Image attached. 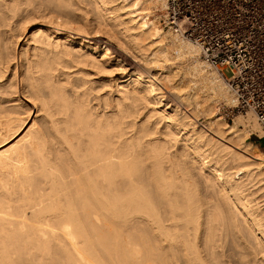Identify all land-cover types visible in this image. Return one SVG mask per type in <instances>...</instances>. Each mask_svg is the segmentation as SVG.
<instances>
[{
  "label": "bare ground",
  "instance_id": "bare-ground-1",
  "mask_svg": "<svg viewBox=\"0 0 264 264\" xmlns=\"http://www.w3.org/2000/svg\"><path fill=\"white\" fill-rule=\"evenodd\" d=\"M154 2L0 0V264H264L254 116L188 115L224 87L191 42L158 63Z\"/></svg>",
  "mask_w": 264,
  "mask_h": 264
},
{
  "label": "built area",
  "instance_id": "built-area-1",
  "mask_svg": "<svg viewBox=\"0 0 264 264\" xmlns=\"http://www.w3.org/2000/svg\"><path fill=\"white\" fill-rule=\"evenodd\" d=\"M161 3L163 27L178 39L192 42L222 78L232 99L226 116L252 112L260 127L254 135L264 139V0Z\"/></svg>",
  "mask_w": 264,
  "mask_h": 264
},
{
  "label": "rangeland",
  "instance_id": "rangeland-1",
  "mask_svg": "<svg viewBox=\"0 0 264 264\" xmlns=\"http://www.w3.org/2000/svg\"><path fill=\"white\" fill-rule=\"evenodd\" d=\"M155 1V2H154ZM153 2L154 3H152V5L150 4V11H149V13H148V19L149 20H152L153 21V23L160 29V31L163 33V35H164V40H163V42H162V44H160L159 46H156V47H154L153 48V52L154 51H156V52H154L155 54H158V55H160V50L162 49V50H164V51H167L170 47H172V42H174V43H177L178 41H180V42H190V41H188V40H182V39H178L176 36H174L170 31H168L166 28H164L163 27V25H162V23H161V21H159V14H160V9H161V6H162V3H161V0H153ZM192 43V42H191ZM193 44V43H192ZM195 46V45H194ZM195 48H196V54H195V56H193L192 57V55H185V57L186 58H188L187 59V61L186 60H182V59H186L184 56L183 57H181V59L178 57V56H176V58L174 59L175 61L174 62H176V64H178V65H188V62H189V64H192L193 62H194V60L195 61H197V63H199V64H202V65H204L205 67H206V70L209 72V74H211V73H213L218 79H220L221 80V82H222V84H223V87H224V93H225V96L223 97V98H221V100L218 102V105H217V107H216V111L214 110V112L209 116V113H206V112H203V113H201V111L199 112L200 114H198L197 113V111H196V113H193L192 114V112H194V111H192V110H189V111H191L188 115H190V117L192 118V119H194L193 117L195 116L196 118L194 119L196 122H197V124H201V123H203L204 125H205V123L207 122V121H209L210 120V117L212 118V117H214V118H216L217 116H220L221 117V120H223V121H225V122H227V123H232V121H233V119L236 117V116H243V115H247V114H251L252 116H254V114L252 113V112H250V111H248V112H246V113H239V114H236V115H234V116H232L231 118H228L227 116H226V111H227V107L229 106V105H231L232 104V99H231V96H230V94L226 91V89H225V86H224V82H223V80H222V78H220V76L217 74V71L214 69V68H212V67H210L209 65H207L204 61H203V59H202V57H201V55H200V53H199V50H198V48L195 46ZM111 50H112V52H113V54L114 55H116V56H118L119 55V57H121L122 59H124V62H125V65H124V67L128 70V72H132V71H135L136 73H142V74H144V76L145 75H147L148 76V73L149 72H147V70H148V67L143 63V62H139V61H137V62H134L133 60H131V58H129V56H127L126 54H123V52H120V50L118 49V47H117V45L116 44H114L113 42H112V45H111ZM172 53V52H171ZM121 54H123V55H121ZM173 54L174 55H176V53L175 52H173ZM197 55V56H196ZM165 55H160V57L162 58V57H164ZM189 56H191V57H189ZM195 58V59H194ZM163 60H164V58H162L161 60H160V62H158L159 64H162L163 63ZM179 60V62H177V61ZM191 61H192V63H191ZM184 63V64H183ZM187 63V64H186ZM194 64V63H193ZM131 70V71H130ZM149 71V70H148ZM211 72V73H210ZM226 75H229V71L227 70L226 71ZM153 80V82H155V84L158 86V87H161L160 86V84H164L165 83V81L164 80H162V81H164V83L156 76L155 77V80L154 79H152ZM162 82V83H157V82ZM172 81V80H171ZM206 80H203L202 81V84L203 85H208V83L210 82V84L209 85H211V81H209L208 80V82H205ZM169 83V82H168ZM205 83V84H204ZM165 84H167V83H165ZM168 85H171V84H168ZM208 85V86H209ZM167 86V85H166ZM166 86H162L161 88L164 90V92H163V90L161 89V94H162V97H163V95L165 94V96L163 97V98H165V100L164 101H168L169 103H171V104H173V105H177L178 104V98L177 97H174V95L172 94L171 95V89L169 90V89H167V88H169V87H166ZM207 86V87H208ZM164 87H165V89H167V91L168 92H166V90L164 89ZM206 87V88H207ZM209 88V87H208ZM169 91H170V93H169ZM170 95V96H169ZM168 96V97H167ZM177 98V99H176ZM30 106H31V104H30ZM32 107V106H31ZM181 107V106H180ZM33 111H34V109H33V107H32V110H31V112H30V114H29V116H28V118H27V121L26 122H28L27 123V125H26V128H27V126H29V124L31 123V120H32V118L34 117L33 116ZM188 113V112H187ZM204 113H206L205 114V116H204ZM195 114H197V115H195ZM193 115V116H192ZM203 115V116H202ZM213 115V116H212ZM208 116V117H207ZM207 118H209V119H207ZM254 119H255V121H256V131H252V133L249 135V137L248 138H246L245 139V141H247V142H251V144L253 143V144H256L257 143V137L254 135V133H258L259 131H260V127H259V124H258V122H257V120H256V118H255V116H254ZM206 120V121H205ZM205 127H206V125H205ZM25 128V129H26ZM25 129H24V131H25ZM224 138V137H223ZM222 142H224L225 143V141H222ZM227 144V143H226ZM250 148H251V153H252V155H254V156H256V157H258V158H260V159H258L257 161H258V166L260 167L259 169H260V173H261V178H263L264 179V173H263V168H264V147H257V146H255V145H250ZM262 199H263V195L262 194H258L257 196H256V198H255V202L256 203H258V204H262Z\"/></svg>",
  "mask_w": 264,
  "mask_h": 264
},
{
  "label": "crops",
  "instance_id": "crops-1",
  "mask_svg": "<svg viewBox=\"0 0 264 264\" xmlns=\"http://www.w3.org/2000/svg\"><path fill=\"white\" fill-rule=\"evenodd\" d=\"M257 143L255 144L257 147H264V139H258L257 138Z\"/></svg>",
  "mask_w": 264,
  "mask_h": 264
}]
</instances>
